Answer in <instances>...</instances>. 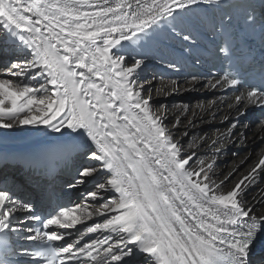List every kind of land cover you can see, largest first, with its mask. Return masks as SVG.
I'll use <instances>...</instances> for the list:
<instances>
[{"label": "snow or ice", "instance_id": "obj_1", "mask_svg": "<svg viewBox=\"0 0 264 264\" xmlns=\"http://www.w3.org/2000/svg\"><path fill=\"white\" fill-rule=\"evenodd\" d=\"M241 31L264 41V0L259 12L255 0H0V56L8 58L0 66V129H34L54 141L0 154V264H264V211L246 201L264 153L246 173L247 159L227 173L216 168L239 116L264 113V86L233 98L236 122L203 159L197 150L206 137L185 144L188 133L179 132L188 107L159 101L179 82L160 77L153 87L141 78L149 55L163 62L179 44L181 56H191L205 32L231 56ZM180 63L167 59L169 69ZM240 85V72L229 69L201 86L223 94ZM257 123L259 136L264 120ZM77 154L65 187L91 186L79 202L38 214L27 173L51 183Z\"/></svg>", "mask_w": 264, "mask_h": 264}, {"label": "bare ground", "instance_id": "obj_2", "mask_svg": "<svg viewBox=\"0 0 264 264\" xmlns=\"http://www.w3.org/2000/svg\"><path fill=\"white\" fill-rule=\"evenodd\" d=\"M115 51V50H114ZM134 54L129 53L126 63H131ZM7 57L0 56V66L7 62ZM153 60V55H149L146 67L141 72L142 79H148L152 81L153 87L160 85V78L155 76L148 68V64ZM155 77V79H153ZM166 80V79H165ZM169 80V79H167ZM166 80V81H167ZM179 82L178 90L167 97V99L160 97L159 101L169 106V108L179 107L181 104L188 107L187 112L182 116V122L179 128V132L183 133L187 131L188 136L184 137L185 144L193 137H206V142L197 150L198 156L203 159H208L209 155L216 151V148L212 146V139H214L218 132H222L230 127V125L236 120L232 119L225 125H218L227 114L232 115L233 107L230 108L232 100L226 96H214L207 95L205 97H194V92L209 91L207 87L201 86L206 84L207 81H201V85L193 87L188 80H177ZM147 87V86H146ZM213 100L218 101V106L212 111H202L198 105L211 102ZM258 126H243L238 123L235 129L236 135L232 137L227 143L220 145L219 159L217 161V172L227 173L233 169L236 165L241 164L245 159L247 163L243 164L242 171L247 172L251 166H253L261 153L264 151V132H260L259 136ZM11 135L14 137L12 140H6V136ZM42 135L48 136L43 131H36L34 129H0V144L6 146L10 141L24 140L34 137H40ZM246 137V139H245ZM237 146L242 149L237 155H233L232 152ZM208 154V155H205ZM84 191V190H83ZM81 191L75 190V197L80 195ZM79 202L80 197H78ZM247 203L251 206L255 203L254 210L257 214L264 211V172H260L257 177V182L254 186L250 187L246 197Z\"/></svg>", "mask_w": 264, "mask_h": 264}, {"label": "rangeland", "instance_id": "obj_3", "mask_svg": "<svg viewBox=\"0 0 264 264\" xmlns=\"http://www.w3.org/2000/svg\"><path fill=\"white\" fill-rule=\"evenodd\" d=\"M228 122H229V120H228L226 123H224V124H223V123H222V124L218 123V125H225V124H227ZM254 205H255V203H252V204H251L252 207H254Z\"/></svg>", "mask_w": 264, "mask_h": 264}]
</instances>
